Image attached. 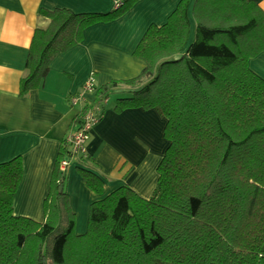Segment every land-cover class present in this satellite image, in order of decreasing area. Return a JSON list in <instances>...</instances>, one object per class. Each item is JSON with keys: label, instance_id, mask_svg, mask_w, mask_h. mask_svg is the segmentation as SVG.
Masks as SVG:
<instances>
[{"label": "trees", "instance_id": "1", "mask_svg": "<svg viewBox=\"0 0 264 264\" xmlns=\"http://www.w3.org/2000/svg\"><path fill=\"white\" fill-rule=\"evenodd\" d=\"M134 1L108 13L43 11L49 25L33 33L19 93L40 87L52 58L86 26ZM188 4L179 0L163 24L145 30L133 52L141 72L109 81L93 100L100 117L102 100L121 86L114 111L153 108L165 119L151 195L120 185L90 203L86 231L75 234L59 162L75 157L100 194L103 177L86 152L72 156L61 142L41 221L13 213L20 156L0 162V264H264V79L248 66L264 51V11L252 0H193L188 43ZM86 108L74 117L77 128Z\"/></svg>", "mask_w": 264, "mask_h": 264}, {"label": "crops", "instance_id": "2", "mask_svg": "<svg viewBox=\"0 0 264 264\" xmlns=\"http://www.w3.org/2000/svg\"><path fill=\"white\" fill-rule=\"evenodd\" d=\"M115 1L0 0V162L21 158L22 177L12 201L15 215L43 220V200L56 156L61 142L77 128L74 117L83 106H72L69 98L81 90L90 75L95 78L97 90L109 81L137 76L144 67L133 54L139 40L151 24H163L179 2L135 0L116 17L86 26L76 44L52 58L42 85L19 93L33 33L49 25L50 19L43 11L108 13ZM192 1L187 9L189 37L193 28ZM252 1L264 11V0ZM248 66L264 79V51L250 57ZM122 89L118 86L112 92L120 95ZM108 97L100 120L92 126L85 142L86 154L103 177V192L97 194L87 186L75 157L66 168L65 188L77 215L75 224L78 218V229L85 226L92 200L111 189L126 184L142 197H149L167 146L163 136L165 119L155 109L116 112L115 102ZM93 98L95 95H88L89 101Z\"/></svg>", "mask_w": 264, "mask_h": 264}, {"label": "built area", "instance_id": "3", "mask_svg": "<svg viewBox=\"0 0 264 264\" xmlns=\"http://www.w3.org/2000/svg\"><path fill=\"white\" fill-rule=\"evenodd\" d=\"M121 3V0H116L114 2V7H118ZM97 91L95 78L93 75H90L86 81L83 83L81 90L72 95L69 98L70 104L72 106H76L79 104H83V106H87L86 111L82 116V122L79 125V128H76L70 135L66 137V140L71 144V155H80L85 153V142L88 138L89 132L94 124H96L100 117L98 113L100 112L98 106L95 105L92 100H88V95H95ZM107 98L102 100V103H106ZM82 106V107H83ZM70 158H64L59 162V169L61 171H65Z\"/></svg>", "mask_w": 264, "mask_h": 264}, {"label": "rangeland", "instance_id": "4", "mask_svg": "<svg viewBox=\"0 0 264 264\" xmlns=\"http://www.w3.org/2000/svg\"><path fill=\"white\" fill-rule=\"evenodd\" d=\"M192 3H193V1H192ZM193 27H194V25H193ZM192 37H193V28H192V32H191V36L189 37V39H188V43L192 40ZM120 96H122V94H120V95H118V94H116V92H111L110 94H109V100L111 101V102H115V100H116V98L117 97H120ZM113 189H111L110 191H112ZM110 191H108V192H106V193H104L103 195H101V197H98V198H95V199H99V198H102L105 194H107V193H109ZM95 199H93V200H95ZM92 200V201H93ZM89 208V207H88ZM75 213V212H74ZM76 215V214H75ZM76 217H77V215H76ZM86 220H85V222H84V224H85V226L83 227H81V229H78V218H77V224H75V226H74V229H73V233H75V234H81V233H84L85 231H86V228H87V215H86ZM81 224L83 225V222L81 221Z\"/></svg>", "mask_w": 264, "mask_h": 264}, {"label": "water", "instance_id": "5", "mask_svg": "<svg viewBox=\"0 0 264 264\" xmlns=\"http://www.w3.org/2000/svg\"><path fill=\"white\" fill-rule=\"evenodd\" d=\"M61 190H62V185L60 184V185H59V191H61Z\"/></svg>", "mask_w": 264, "mask_h": 264}]
</instances>
